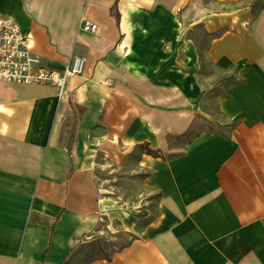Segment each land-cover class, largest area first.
<instances>
[{
	"label": "crops",
	"instance_id": "crops-1",
	"mask_svg": "<svg viewBox=\"0 0 264 264\" xmlns=\"http://www.w3.org/2000/svg\"><path fill=\"white\" fill-rule=\"evenodd\" d=\"M0 12L41 65L84 59L62 96L0 80V264H264V0H0ZM202 55L220 130L175 144L208 87Z\"/></svg>",
	"mask_w": 264,
	"mask_h": 264
},
{
	"label": "built area",
	"instance_id": "built-area-1",
	"mask_svg": "<svg viewBox=\"0 0 264 264\" xmlns=\"http://www.w3.org/2000/svg\"><path fill=\"white\" fill-rule=\"evenodd\" d=\"M80 26L83 30L94 31L97 24L84 19ZM83 60L81 56H72L61 70L41 65L30 53L27 35L10 17L0 12V80L53 85L62 96L69 77L82 72Z\"/></svg>",
	"mask_w": 264,
	"mask_h": 264
},
{
	"label": "rangeland",
	"instance_id": "rangeland-1",
	"mask_svg": "<svg viewBox=\"0 0 264 264\" xmlns=\"http://www.w3.org/2000/svg\"><path fill=\"white\" fill-rule=\"evenodd\" d=\"M200 41H202L201 48H203L205 46L203 44L205 43L206 39L204 37H200ZM200 73H201V82L203 84H207L208 87L200 104V112H199V116L197 117V123L193 126L191 130H189L190 133L192 134L200 130L218 131L220 130V126L218 125V122L219 121L221 122L223 119L220 116L215 104V95L217 92L221 91L216 86H214L215 83L217 82L216 80L217 72L215 68L212 66V64L204 57V55H202L201 57ZM184 140L185 138H179L176 139L174 142L175 144H182ZM130 186L132 187L133 192H136L139 189L137 183H132Z\"/></svg>",
	"mask_w": 264,
	"mask_h": 264
},
{
	"label": "trees",
	"instance_id": "trees-1",
	"mask_svg": "<svg viewBox=\"0 0 264 264\" xmlns=\"http://www.w3.org/2000/svg\"><path fill=\"white\" fill-rule=\"evenodd\" d=\"M111 11H112L113 15L115 16L116 20H118L119 13H118L117 9L115 7H113ZM194 134L190 133V131H186V132L182 133L179 137H175V138H178V139L179 138H185L184 142H187ZM145 150L147 151V153L152 154V155H158L160 153L159 150L150 149L146 146H145Z\"/></svg>",
	"mask_w": 264,
	"mask_h": 264
}]
</instances>
